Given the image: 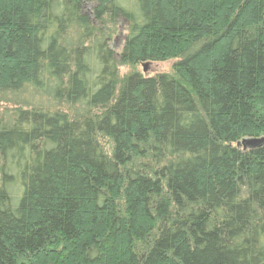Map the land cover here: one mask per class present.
Listing matches in <instances>:
<instances>
[{
	"label": "trees",
	"instance_id": "16d2710c",
	"mask_svg": "<svg viewBox=\"0 0 264 264\" xmlns=\"http://www.w3.org/2000/svg\"><path fill=\"white\" fill-rule=\"evenodd\" d=\"M262 138L264 0H0V264H264Z\"/></svg>",
	"mask_w": 264,
	"mask_h": 264
},
{
	"label": "rangeland",
	"instance_id": "374dc122",
	"mask_svg": "<svg viewBox=\"0 0 264 264\" xmlns=\"http://www.w3.org/2000/svg\"><path fill=\"white\" fill-rule=\"evenodd\" d=\"M85 5L87 7H91V3L86 1ZM125 31L121 29L119 31V35L115 37V40L113 41V46L115 49H120L122 44L123 36L125 35ZM174 63V60H165V61H159V62H150L145 63V69H143L142 65H136L135 67H131L130 65H124L121 66L119 69V72L121 75H125L128 72H130L133 69H136L140 71L144 76H153L157 73H169L172 71V64Z\"/></svg>",
	"mask_w": 264,
	"mask_h": 264
},
{
	"label": "water",
	"instance_id": "95a60500",
	"mask_svg": "<svg viewBox=\"0 0 264 264\" xmlns=\"http://www.w3.org/2000/svg\"><path fill=\"white\" fill-rule=\"evenodd\" d=\"M146 64L142 65L143 69H145ZM264 142V138L262 139H243L242 141L238 142L237 145H242L243 148L246 147H256L259 146L261 143Z\"/></svg>",
	"mask_w": 264,
	"mask_h": 264
}]
</instances>
